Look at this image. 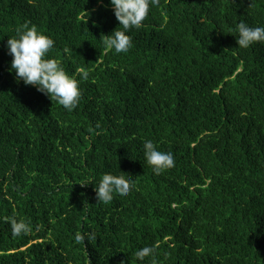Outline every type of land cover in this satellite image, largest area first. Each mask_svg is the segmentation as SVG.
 I'll return each mask as SVG.
<instances>
[{"label": "trees", "instance_id": "1", "mask_svg": "<svg viewBox=\"0 0 264 264\" xmlns=\"http://www.w3.org/2000/svg\"><path fill=\"white\" fill-rule=\"evenodd\" d=\"M240 22L264 27V0H160L117 54L100 42L119 27L109 0H0V264H140L143 247L158 264H264V43L239 48ZM25 23L88 73L75 110L10 71ZM146 140L175 166L155 175ZM106 173L133 179L127 198L98 202ZM13 216L33 232L13 237Z\"/></svg>", "mask_w": 264, "mask_h": 264}, {"label": "clouds", "instance_id": "2", "mask_svg": "<svg viewBox=\"0 0 264 264\" xmlns=\"http://www.w3.org/2000/svg\"><path fill=\"white\" fill-rule=\"evenodd\" d=\"M115 18L119 23L110 35H101L100 42L105 51L117 54L127 53L132 47V38L128 35L133 29L144 27V21L149 17L150 10L159 6L160 0H109ZM122 29V30H118ZM239 48L247 49L254 44L264 43V27H250L245 22L236 25ZM55 41L38 31L35 25L27 23L18 27L15 35L8 39V54L12 57L10 71L15 73L17 83L21 81L25 86H34L36 90L52 101H57L65 110L71 112L77 108L82 97L80 83L88 78L84 72L80 80L69 75L64 67L53 58H49L54 50ZM67 51V49H65ZM144 157L155 175H161L175 166L171 152L158 150L151 141L143 143ZM127 176V178H126ZM134 188L133 179L128 175L104 174L97 189V199L103 205H109L115 197L127 198ZM13 237L27 236L33 232L30 221L8 217ZM38 230V229H37ZM94 239V234L76 233V244H82L85 239ZM140 264L150 258V264H158L155 249L143 247L135 252Z\"/></svg>", "mask_w": 264, "mask_h": 264}]
</instances>
